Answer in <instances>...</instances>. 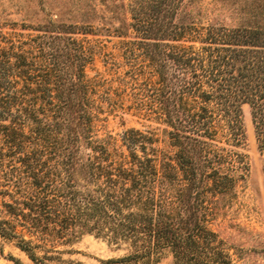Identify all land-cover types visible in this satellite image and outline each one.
Masks as SVG:
<instances>
[{
  "label": "trees",
  "instance_id": "obj_1",
  "mask_svg": "<svg viewBox=\"0 0 264 264\" xmlns=\"http://www.w3.org/2000/svg\"><path fill=\"white\" fill-rule=\"evenodd\" d=\"M122 4L109 32L133 31L123 45L136 61L114 88L85 73L92 56L76 35L93 31L92 12L0 22V237L33 264L62 260L83 234L125 246L104 264L165 250L175 264H235L214 221L249 167L243 104L264 186V24H205L189 0ZM126 96L160 134L102 132L104 104Z\"/></svg>",
  "mask_w": 264,
  "mask_h": 264
},
{
  "label": "rangeland",
  "instance_id": "obj_2",
  "mask_svg": "<svg viewBox=\"0 0 264 264\" xmlns=\"http://www.w3.org/2000/svg\"><path fill=\"white\" fill-rule=\"evenodd\" d=\"M188 1V0H186ZM194 13H199L201 20L207 24H264V0H189ZM125 3L129 0H124ZM122 0H0V22L7 20L14 24L42 23L48 14L73 12H92L96 19L93 31L77 34L92 61L87 64V77L104 79L103 87L117 86L116 76H120L127 68L129 54L124 52L123 41L132 38L130 29L128 38L111 33L113 27L121 26L114 16L124 12ZM98 16H103L100 21ZM113 16V18H112ZM102 22V24H101ZM18 32L29 33L31 30ZM126 26L123 27V30ZM7 30V29H5ZM126 31V30H125ZM34 33V32H33ZM124 56V57H123ZM136 90L141 87L136 83ZM138 91V90H137ZM119 99L118 96H112ZM118 108H110L105 103V121L100 122L103 133L120 134L129 127L141 130H154L161 133V126L152 118L137 112L126 96L119 101ZM249 113V117L247 115ZM242 123L245 131L243 151L248 157V171L237 198L223 205L214 221V228L219 237L229 248L235 264H264V186L262 159L258 153L253 124L248 104L242 105ZM253 131V137L247 133V126ZM62 260L53 264H104L106 260L117 259L126 252L124 245H116L106 238L93 234H83L72 244L62 247ZM11 258H17L22 264H33L26 254L13 241L0 237V264H14ZM151 264H175L168 251H163L159 258Z\"/></svg>",
  "mask_w": 264,
  "mask_h": 264
}]
</instances>
